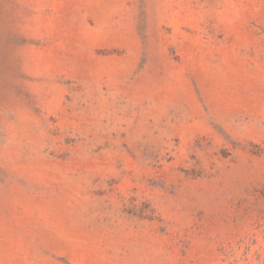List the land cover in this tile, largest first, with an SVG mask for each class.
I'll use <instances>...</instances> for the list:
<instances>
[{"label": "rangeland", "instance_id": "rangeland-1", "mask_svg": "<svg viewBox=\"0 0 264 264\" xmlns=\"http://www.w3.org/2000/svg\"><path fill=\"white\" fill-rule=\"evenodd\" d=\"M0 264H264V0H0Z\"/></svg>", "mask_w": 264, "mask_h": 264}]
</instances>
